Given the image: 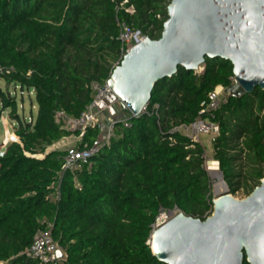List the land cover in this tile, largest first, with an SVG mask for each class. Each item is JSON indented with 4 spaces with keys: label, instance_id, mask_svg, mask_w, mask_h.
Segmentation results:
<instances>
[{
    "label": "trees",
    "instance_id": "16d2710c",
    "mask_svg": "<svg viewBox=\"0 0 264 264\" xmlns=\"http://www.w3.org/2000/svg\"><path fill=\"white\" fill-rule=\"evenodd\" d=\"M122 1L0 0V77L20 94L32 91L36 109L21 118L16 98L0 89L16 137L0 151V262L40 264L21 252L48 229L64 264H166L149 243L156 217L177 210L204 219L212 209L204 146L175 127L195 119L215 86L231 83L228 60L206 57L199 73L178 66L157 80L143 113L125 110L130 126L116 122L86 163L63 169L66 150H48L78 134L61 113L78 115L90 83L120 61L118 20L143 36L161 33L170 0H128L132 13ZM213 119V159L228 192L248 195L264 177V89L226 95ZM102 137L90 127L79 146Z\"/></svg>",
    "mask_w": 264,
    "mask_h": 264
},
{
    "label": "water",
    "instance_id": "95a60500",
    "mask_svg": "<svg viewBox=\"0 0 264 264\" xmlns=\"http://www.w3.org/2000/svg\"><path fill=\"white\" fill-rule=\"evenodd\" d=\"M166 10L159 37L136 35L106 80L130 117L143 113L157 80L178 66L196 70L206 57L232 65L224 94L264 89V0H170ZM149 243L166 264H264V177L243 199L213 198L204 219L177 211L151 230ZM56 256L66 259L58 245Z\"/></svg>",
    "mask_w": 264,
    "mask_h": 264
},
{
    "label": "built area",
    "instance_id": "2783aa9c",
    "mask_svg": "<svg viewBox=\"0 0 264 264\" xmlns=\"http://www.w3.org/2000/svg\"><path fill=\"white\" fill-rule=\"evenodd\" d=\"M120 8L132 13L134 8L131 4H128V0H123L120 3ZM119 33L117 39L121 42L120 58L129 49L131 43L135 41V36L142 38L143 35L137 34L138 30L131 27L125 20H118ZM139 32V31H138ZM118 62L115 63V65ZM107 80V79H106ZM93 80L90 83V89L92 91L91 99L84 106L81 112L75 116H68L61 113L66 122V127L77 129V136L80 138L84 135L86 129L90 127L100 126L101 110L99 104L101 101L112 95L111 89L107 82ZM231 83L234 77H230ZM226 86L217 85L211 91L207 93L206 98L200 104V110L197 116L190 123H183L175 127L176 130L188 136L193 141H200V136L204 134L218 133V124L213 119L214 111L225 101L226 94H224V88ZM146 108V107H145ZM143 109V111L145 110ZM31 118H29L30 120ZM106 133L102 137L100 143H96L92 146H87L83 143L78 147H66V153L63 156L62 168L73 169L78 163H86L88 159L93 155L99 147L108 141L110 135L113 133L116 122L121 121L124 127L130 126V121L127 118L115 120L112 117H107ZM58 193V192H56ZM212 209L209 214H211ZM169 213V212H168ZM207 214L206 216H208ZM171 217V216H170ZM169 216L166 211H162L152 224V230L156 228L163 221L167 220ZM57 243L53 239L50 230H40L35 233L31 243L21 252L26 257L37 260L40 264H56ZM0 264H7L6 262H0Z\"/></svg>",
    "mask_w": 264,
    "mask_h": 264
},
{
    "label": "rangeland",
    "instance_id": "374dc122",
    "mask_svg": "<svg viewBox=\"0 0 264 264\" xmlns=\"http://www.w3.org/2000/svg\"><path fill=\"white\" fill-rule=\"evenodd\" d=\"M139 36H141V34H138ZM135 43V41H133L130 45V47ZM203 69V64L200 65V67L196 70H194L196 73L201 72ZM0 89L2 91H5L8 93V95H13L16 98V103H17V112L20 115L21 118L27 119L29 120L30 117V111H32V113L34 114L36 109H35V104L34 101L32 100L33 97V92L32 91H24L22 94L19 93L18 91V87L14 86L12 84H6L4 79L2 77H0ZM106 116L105 115H101L100 116V138L105 135L106 133V126H107V120H106ZM13 127H14V123L11 120V115L9 112V109H4L0 111V151H2L4 149V147L11 141L16 139V137L13 134ZM87 131V129H86ZM85 131V132H86ZM215 137V135L211 134H204L200 136V143L204 146V157H205V167L209 173V177H210V191L212 194V197L215 198L218 195L222 194V193H229L228 192V187L226 186L225 190L220 192V193H215L213 190V186L215 183V179L211 176L210 171L208 170V160L212 159L214 161H216L215 159H213V149H212V143H213V138ZM61 145L59 146L60 148H64V147H78L80 145V138L77 136V134H71L67 137H64L63 141L60 143ZM216 165H217V161H216ZM219 169V168H218ZM220 171V170H219ZM223 179V178H222ZM231 194L234 198L237 199H243L247 196L246 192L243 191L242 189H239L233 193H229ZM169 212V213H168ZM177 210H170V211H166V214L170 217L172 215H174V213H176ZM210 215V214H209ZM56 264H64V260L62 259H58Z\"/></svg>",
    "mask_w": 264,
    "mask_h": 264
},
{
    "label": "crops",
    "instance_id": "0c3cea01",
    "mask_svg": "<svg viewBox=\"0 0 264 264\" xmlns=\"http://www.w3.org/2000/svg\"><path fill=\"white\" fill-rule=\"evenodd\" d=\"M99 109L101 110V115H105L106 117H112L115 120H120L123 118H126L128 116L127 112L123 110L120 102L113 96H109L101 103L99 104ZM104 136V135H103ZM64 137L53 142L49 147L48 150L50 149H66L60 148L59 146L61 145L60 143L63 141Z\"/></svg>",
    "mask_w": 264,
    "mask_h": 264
},
{
    "label": "bare ground",
    "instance_id": "6f19581e",
    "mask_svg": "<svg viewBox=\"0 0 264 264\" xmlns=\"http://www.w3.org/2000/svg\"><path fill=\"white\" fill-rule=\"evenodd\" d=\"M207 164H208V170L210 171L211 176L215 179V183L213 186V190H215L214 192L220 193V192L224 191L226 188V184L223 181L221 173L218 169V162L216 165V161L209 159ZM222 189H224V190H222Z\"/></svg>",
    "mask_w": 264,
    "mask_h": 264
}]
</instances>
